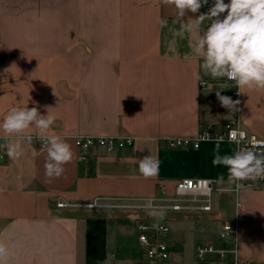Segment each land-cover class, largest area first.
Listing matches in <instances>:
<instances>
[{"label": "crops", "instance_id": "crops-1", "mask_svg": "<svg viewBox=\"0 0 264 264\" xmlns=\"http://www.w3.org/2000/svg\"><path fill=\"white\" fill-rule=\"evenodd\" d=\"M207 12L208 4L180 19L162 0H0V122L12 107H37L42 115L48 109L56 117L49 133L73 152L59 177L47 176V152L30 128L21 134L33 136L24 155L0 166V241L10 250L8 264H147L141 222L170 226L162 237L168 264H209L216 255L195 257L205 243L228 251L232 264L234 243L219 233L237 216L239 258L264 264V185L236 192L227 168L213 163L217 154L232 155L234 144L167 146L170 138L194 139L233 117L216 96L230 97L231 85L203 75L192 52L195 32L181 33ZM243 91L241 125L264 139V93ZM80 135L132 137L135 145L93 150L82 161ZM150 155L159 171L145 178L138 163ZM183 179L215 186L209 196H178ZM59 198L75 206L59 208ZM95 201L108 207L86 206ZM148 201L169 208H143ZM208 202L210 211L170 208Z\"/></svg>", "mask_w": 264, "mask_h": 264}, {"label": "clouds", "instance_id": "clouds-1", "mask_svg": "<svg viewBox=\"0 0 264 264\" xmlns=\"http://www.w3.org/2000/svg\"><path fill=\"white\" fill-rule=\"evenodd\" d=\"M209 0H162L164 5L173 6L176 15L181 19L187 12L197 13L207 5ZM226 13L222 17L221 14ZM195 23L181 26V33L195 32L192 52L202 63L200 69L204 76L212 79L226 78L235 84L237 95L249 92L264 93V0H214V4L207 13L200 14L194 19ZM207 20L206 28L200 26ZM187 58V57H186ZM197 80H202L199 72L194 73ZM223 85L220 89H228ZM216 96L222 107L229 113L239 111L240 100L221 95ZM56 117L48 112L42 115L37 107H12L0 122V130L4 133L0 139L5 154L10 159H19L24 155V143L31 145L32 135H21L28 129L38 130L36 139L47 152L45 162L46 175L59 177L64 172V165L71 162L73 152L65 139L57 134H50L49 130L55 124ZM247 133L243 130H230L227 136L229 143L237 145L232 155H216L215 165H224L228 170V181L235 184L237 189L243 187L242 181L264 179V150H255L259 143L251 141L253 147H242ZM14 142H9V140ZM221 140L224 138L221 137ZM2 158V157H0ZM139 172L150 178L158 174L159 161L151 155L139 160ZM223 181V177L219 178ZM152 207V202H147ZM11 253L8 246L0 241V264H8Z\"/></svg>", "mask_w": 264, "mask_h": 264}, {"label": "built area", "instance_id": "built-area-1", "mask_svg": "<svg viewBox=\"0 0 264 264\" xmlns=\"http://www.w3.org/2000/svg\"><path fill=\"white\" fill-rule=\"evenodd\" d=\"M229 0H225V3H228ZM214 4V0H209L208 2V11L210 7ZM222 17L226 15V13L221 14ZM210 23L207 21V25ZM226 82L231 85L230 97L233 100H240L241 102V94L237 95L238 89L235 88V84L232 81H228L225 78ZM206 84L205 81L201 82V85ZM239 111L233 112L232 119L223 125L222 127L216 126H207L203 131L194 139L190 138H170L167 141V146L171 150L185 149L188 147H193L194 149H198L200 143L203 141H225L229 142L227 139L228 133L230 130L238 129L243 130L247 133L245 141L242 143V147L252 148L253 145L251 141L255 139L259 143L256 145L255 150L262 151L264 150V139L258 137L257 135L248 133L245 129H243L241 125V110L240 104L237 106ZM224 139L221 140L220 138ZM234 144V143H232ZM75 145L80 151L79 159L86 160L89 156V153L93 150L103 149L107 153H112L117 149H124L127 147H133L135 145V139L132 137H100L93 135H80L75 138ZM236 150L237 145L234 144ZM40 147L44 148L41 143ZM0 166L5 165L7 163L8 156L5 154V151L0 147ZM243 187L254 188L259 185H264V179H258L255 181L246 180L240 182ZM215 183L210 180L205 179H183L177 182L176 184V194L178 196L185 195H206L209 196L210 192L214 188ZM239 189L236 188V192ZM57 206L59 208H69L75 205H72L65 200L59 198L57 202ZM88 208H96V207H108V205L100 204L98 202H93L86 205ZM147 209H156L163 208L167 209L169 207L161 206L157 207L152 204V207L142 206ZM173 210H182V209H200L204 211H210L211 205L208 202L207 205L200 207H182L180 205H175L170 207ZM138 229L140 231L139 241L142 247L145 250V257L147 264H168L170 259V250L168 244L162 240V237L168 234L171 230L170 226L165 223H154L151 226L145 222H141L138 224ZM153 231V234L150 235L149 232ZM219 239L224 241H232L234 243V249L231 252L233 255V263L232 264H251L249 262L243 261L239 258L238 244H239V217L237 216L232 222H226L223 225L221 232L219 233ZM227 254L228 251L225 250H217L211 243H205L198 245L195 250V257L198 261L207 260L208 255H216L214 259L210 260L209 264H228L227 262Z\"/></svg>", "mask_w": 264, "mask_h": 264}]
</instances>
